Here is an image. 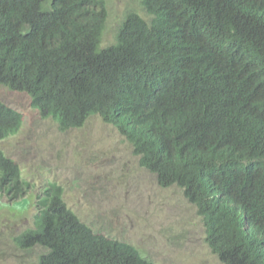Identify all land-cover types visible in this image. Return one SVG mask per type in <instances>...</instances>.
<instances>
[{
	"label": "trees",
	"instance_id": "16d2710c",
	"mask_svg": "<svg viewBox=\"0 0 264 264\" xmlns=\"http://www.w3.org/2000/svg\"><path fill=\"white\" fill-rule=\"evenodd\" d=\"M101 47L105 0H0V86L60 132L97 116L160 187L196 207L221 264H264V0H139ZM0 101V141L21 128ZM0 150V198L30 204L19 249L36 264H154L94 233L63 189L38 192ZM26 199V200H24Z\"/></svg>",
	"mask_w": 264,
	"mask_h": 264
},
{
	"label": "rangeland",
	"instance_id": "374dc122",
	"mask_svg": "<svg viewBox=\"0 0 264 264\" xmlns=\"http://www.w3.org/2000/svg\"><path fill=\"white\" fill-rule=\"evenodd\" d=\"M101 47L114 43L125 16L146 19L139 0H105ZM0 101L23 116L19 131L0 141V150L38 192L47 182L94 233L134 246L154 264H221L207 247L196 207L176 186L160 187L138 165L130 144L97 116L78 129L60 132L31 107L29 97L0 86ZM0 198V264H36L41 247L19 249L14 238L32 227L36 207ZM26 200V199H24Z\"/></svg>",
	"mask_w": 264,
	"mask_h": 264
}]
</instances>
